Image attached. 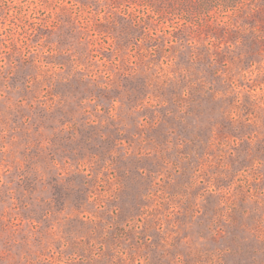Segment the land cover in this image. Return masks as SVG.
Listing matches in <instances>:
<instances>
[{"label": "rangeland", "instance_id": "obj_1", "mask_svg": "<svg viewBox=\"0 0 264 264\" xmlns=\"http://www.w3.org/2000/svg\"><path fill=\"white\" fill-rule=\"evenodd\" d=\"M0 0V264H264V0Z\"/></svg>", "mask_w": 264, "mask_h": 264}, {"label": "trees", "instance_id": "obj_2", "mask_svg": "<svg viewBox=\"0 0 264 264\" xmlns=\"http://www.w3.org/2000/svg\"><path fill=\"white\" fill-rule=\"evenodd\" d=\"M112 5H117L119 2L118 0H110ZM225 2L230 3V6H233L235 4L236 0H225Z\"/></svg>", "mask_w": 264, "mask_h": 264}]
</instances>
